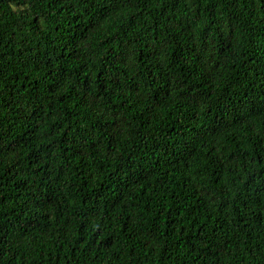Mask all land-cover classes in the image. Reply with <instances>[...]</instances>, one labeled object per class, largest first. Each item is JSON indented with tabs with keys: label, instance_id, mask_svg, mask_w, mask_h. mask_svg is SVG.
Listing matches in <instances>:
<instances>
[{
	"label": "trees",
	"instance_id": "trees-1",
	"mask_svg": "<svg viewBox=\"0 0 264 264\" xmlns=\"http://www.w3.org/2000/svg\"><path fill=\"white\" fill-rule=\"evenodd\" d=\"M0 264H264V0H0Z\"/></svg>",
	"mask_w": 264,
	"mask_h": 264
}]
</instances>
